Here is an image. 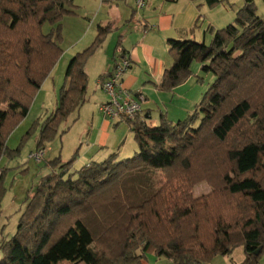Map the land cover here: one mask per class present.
<instances>
[{
    "label": "trees",
    "instance_id": "obj_1",
    "mask_svg": "<svg viewBox=\"0 0 264 264\" xmlns=\"http://www.w3.org/2000/svg\"><path fill=\"white\" fill-rule=\"evenodd\" d=\"M204 1L212 7L222 0ZM75 12L73 0H0V158L18 152L7 147V136L61 55L62 18ZM110 30L98 24L93 42L68 60L35 148L45 147L86 101V62ZM207 30L209 44L166 40L172 64L156 85L170 91L182 84L197 60L214 80L194 110L174 122L164 114L156 125L128 121L137 146L129 157L113 152L74 171L76 151L66 161H46L49 171L26 196L14 234L0 243V264H144L147 253L202 264L238 246L240 264H258L264 252V17L253 0H243L232 22ZM201 182L209 190L194 196Z\"/></svg>",
    "mask_w": 264,
    "mask_h": 264
},
{
    "label": "crops",
    "instance_id": "obj_2",
    "mask_svg": "<svg viewBox=\"0 0 264 264\" xmlns=\"http://www.w3.org/2000/svg\"><path fill=\"white\" fill-rule=\"evenodd\" d=\"M118 1L100 0L99 7L101 9L108 5L107 14L100 16L99 19L95 16L92 22L86 18L89 24L84 23L85 21L77 23L79 29L74 45L68 47L59 62L66 58L67 65V60L76 52L82 51L93 42L97 34V26L94 27V23L97 25L109 24L111 30L101 46L88 58L86 71L90 73L91 69L95 68L93 71L98 75L97 80L102 75H108L114 67L116 47L120 43L125 55L131 61L129 69L124 74V84L134 93H142L145 99L142 103V111L136 119L145 120L149 125L158 124L160 114H164L173 122L183 119L191 113L193 107L202 97L199 98V90L194 85L192 88H194L193 91H196L195 94L187 95V92L185 93L184 87L192 79L191 76L170 91H163L156 85L160 82L164 69L172 64V59L167 53L166 40L168 38L195 40L202 37L206 42V39L211 37V35H206L203 30L205 19L203 0H148L146 6L140 11L134 10V0H125L126 3L128 2L129 15L126 7L122 10L118 6ZM232 17L233 14L227 21ZM220 23L219 25H222L225 21ZM114 30L120 34L115 44L113 43V48L110 49V40L115 36ZM190 68L192 72L198 73L200 63ZM88 91L87 84L86 101L89 98ZM106 98L96 81L93 103L90 105L89 128L84 133V137H80L82 142H80L75 160V163L82 166L91 161H100L113 152L117 153V158L120 156L129 157V153L133 151V154L137 147L128 121L108 120L102 117L98 111V105ZM45 149L46 156L50 148L45 146ZM48 160L50 159L46 158L45 162ZM158 258L154 254L147 253L144 264H160ZM242 259L236 261L235 264H239ZM169 262L172 261L167 259V264ZM202 264H230V261L224 256L217 255L211 261ZM258 264H264V252Z\"/></svg>",
    "mask_w": 264,
    "mask_h": 264
},
{
    "label": "rangeland",
    "instance_id": "obj_3",
    "mask_svg": "<svg viewBox=\"0 0 264 264\" xmlns=\"http://www.w3.org/2000/svg\"><path fill=\"white\" fill-rule=\"evenodd\" d=\"M253 1L255 4L256 14L260 17H264V0ZM203 2L205 18L203 21V30L206 35H211V37L206 39L205 42L206 44H209L212 39V34L207 30L208 26H213V28L218 29L232 22L235 16L234 9L237 10L242 5L243 0H222L212 7H209L204 0ZM73 3L76 5L75 14L66 15L61 21V37L58 41L59 46L62 49L61 55L49 75L42 81L39 89L36 91L29 104L26 116L21 119V121L9 132L7 136V147L9 149L19 147V150L16 153L14 152L15 154L12 157L4 154L0 158V167L4 170L2 186L5 189L0 202V243L14 234L20 212L25 205L24 200L26 196L33 192L35 186L40 180V177L49 171V167L45 166V159H53L59 156L62 161H66L70 159L76 151V160L80 142H82L80 141V137L83 138L84 133L89 128L91 119L90 105L93 103L92 98L94 94V86L98 78V75L95 71H93L95 68H92L90 73L87 72L89 98H87V101H85L80 107L79 112L76 110L59 125L58 132L55 137L46 144V147L50 148L47 155L44 156L40 163H37L32 159H28L27 157L29 150L35 148L36 138L39 132V124L55 107L59 89L64 82V71L66 68V58H63L62 62H59V60L67 51L68 47L74 45V40L79 29V25L77 23L79 21H85L84 23L89 24V21H87L86 18L92 22L95 16L99 19L100 16L106 15L108 12V5L102 7V9L99 7L100 0H73ZM127 4L128 2L126 3L125 0L118 1V6L122 10L126 7L128 12L129 6ZM127 14L129 15V12ZM232 14L233 17L227 21ZM223 20L225 23L219 25ZM96 26L97 23H94V27ZM42 28L43 31L48 32L51 29V25L45 23ZM114 31V38L110 40V43L108 42L110 49L113 48L115 41L120 34L119 32H116L117 30ZM108 34H106L105 39ZM195 40L203 41L202 37ZM197 63V60H193L191 66L197 65ZM190 76L189 77L192 79L184 87L185 93L187 92V95H191L196 92L193 91L194 88H192L194 85L199 90V98L214 80L212 73L202 72L201 70H199L198 73L191 71ZM194 108L195 106L193 107V110ZM28 130H30V133L26 135ZM134 150L136 151L137 147H135ZM132 152L129 153L130 156L132 155ZM120 158L123 157L120 156ZM75 160L72 163V171L77 170L82 166L79 163H75ZM208 190V185L201 182L193 187L192 193L194 196H199L208 192ZM221 256L227 258V260L230 261V264H235L236 261L244 258V253L242 247L238 246L230 254ZM1 258L2 253L0 250V259ZM158 259L160 260V264H167L166 257L161 256ZM63 264L68 263L63 261ZM169 264L174 263L169 262Z\"/></svg>",
    "mask_w": 264,
    "mask_h": 264
},
{
    "label": "built area",
    "instance_id": "obj_4",
    "mask_svg": "<svg viewBox=\"0 0 264 264\" xmlns=\"http://www.w3.org/2000/svg\"><path fill=\"white\" fill-rule=\"evenodd\" d=\"M148 0H134L135 11L143 9ZM131 65L130 59L125 55L123 48L118 45L115 52V63L112 71L97 80L106 100L98 105V111L108 120H134L142 111L145 100L142 93H134L124 84V74ZM46 153L45 147L29 150L27 157L40 163ZM1 172V171H0Z\"/></svg>",
    "mask_w": 264,
    "mask_h": 264
},
{
    "label": "water",
    "instance_id": "obj_5",
    "mask_svg": "<svg viewBox=\"0 0 264 264\" xmlns=\"http://www.w3.org/2000/svg\"><path fill=\"white\" fill-rule=\"evenodd\" d=\"M259 251H260V248H258L254 253H255V254H258Z\"/></svg>",
    "mask_w": 264,
    "mask_h": 264
}]
</instances>
